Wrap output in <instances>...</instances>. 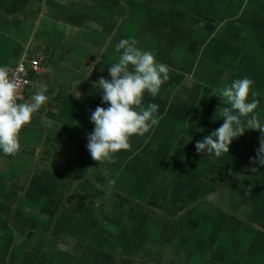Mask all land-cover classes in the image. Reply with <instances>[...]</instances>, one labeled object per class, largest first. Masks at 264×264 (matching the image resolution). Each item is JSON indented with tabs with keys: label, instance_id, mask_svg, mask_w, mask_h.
Returning a JSON list of instances; mask_svg holds the SVG:
<instances>
[{
	"label": "crops",
	"instance_id": "1",
	"mask_svg": "<svg viewBox=\"0 0 264 264\" xmlns=\"http://www.w3.org/2000/svg\"><path fill=\"white\" fill-rule=\"evenodd\" d=\"M121 39L169 79L143 97L157 123L97 162L91 114L109 105L93 84L111 79ZM37 58L18 103L40 85L48 100L19 152H0V264H264L261 133L220 157L195 149L233 80L253 81L264 123V0H0V66Z\"/></svg>",
	"mask_w": 264,
	"mask_h": 264
},
{
	"label": "clouds",
	"instance_id": "2",
	"mask_svg": "<svg viewBox=\"0 0 264 264\" xmlns=\"http://www.w3.org/2000/svg\"><path fill=\"white\" fill-rule=\"evenodd\" d=\"M136 44L135 39H121L115 46L118 60L108 68L111 79L100 77L93 84L102 92V102L109 105L107 108L97 106L91 114L94 129L87 136V150L94 161H111L114 154L130 150V138L143 136L157 123L154 116L159 106L150 103L144 107L143 97L145 92L157 96L169 79L170 69L157 63L152 52L141 50ZM10 71L8 66H0V152L5 155L19 152L21 129L48 100L46 86L40 85L29 101L18 103L21 85L19 78L10 75ZM252 84L250 79L240 78L220 90L219 98L228 105L220 108L223 124L196 142L198 154L206 152L220 157L229 152L235 138L251 129L261 133L257 162L264 167V123L255 114L259 101L251 92ZM80 95L77 92L76 98Z\"/></svg>",
	"mask_w": 264,
	"mask_h": 264
},
{
	"label": "built area",
	"instance_id": "3",
	"mask_svg": "<svg viewBox=\"0 0 264 264\" xmlns=\"http://www.w3.org/2000/svg\"><path fill=\"white\" fill-rule=\"evenodd\" d=\"M40 59H31L27 62H19L10 71V75L14 74L19 78L20 89L17 94V102L22 98L23 93L28 89L31 84L32 77L40 71Z\"/></svg>",
	"mask_w": 264,
	"mask_h": 264
},
{
	"label": "rangeland",
	"instance_id": "4",
	"mask_svg": "<svg viewBox=\"0 0 264 264\" xmlns=\"http://www.w3.org/2000/svg\"><path fill=\"white\" fill-rule=\"evenodd\" d=\"M250 73H252V71H251V72H247V76H248V77L250 76Z\"/></svg>",
	"mask_w": 264,
	"mask_h": 264
},
{
	"label": "trees",
	"instance_id": "5",
	"mask_svg": "<svg viewBox=\"0 0 264 264\" xmlns=\"http://www.w3.org/2000/svg\"><path fill=\"white\" fill-rule=\"evenodd\" d=\"M76 198V196H74Z\"/></svg>",
	"mask_w": 264,
	"mask_h": 264
}]
</instances>
